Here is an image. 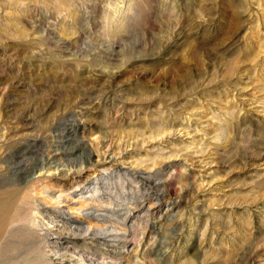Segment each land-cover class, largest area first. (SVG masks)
I'll return each instance as SVG.
<instances>
[{"label": "rangeland", "instance_id": "374dc122", "mask_svg": "<svg viewBox=\"0 0 264 264\" xmlns=\"http://www.w3.org/2000/svg\"><path fill=\"white\" fill-rule=\"evenodd\" d=\"M178 121L193 139L124 161L56 153ZM3 130L0 194L18 223L0 264H37L30 213L100 261L264 264V0H0ZM42 155L69 175L20 192L13 170Z\"/></svg>", "mask_w": 264, "mask_h": 264}, {"label": "bare ground", "instance_id": "6f19581e", "mask_svg": "<svg viewBox=\"0 0 264 264\" xmlns=\"http://www.w3.org/2000/svg\"><path fill=\"white\" fill-rule=\"evenodd\" d=\"M60 7H62V6H60ZM60 7H59V9H60ZM181 121L180 122L178 121V123L176 124V127L174 129L168 130V131L158 132L154 136H148V137H142V138L120 137V138H116V139L114 137H113L114 139L113 138H104V137H103L104 138L103 139V138H99L97 136H92V137H89L87 139V141H85V142H83V141L77 142L75 145H73L72 147L68 148L67 150L66 149H63V150H60V151L56 150L57 151L56 153H60V154L64 155L66 153H79V154H81L83 152L86 161H89V162L94 161L96 163L97 162L98 163L99 162H105L106 160H112V159L123 160L124 161L125 159H127L130 156V154L132 152H134L133 150L137 146L142 148V147H148V146L152 145L153 143H158V144L162 145V144H168L171 140H177L179 142H183V141H185L187 139H191L192 138V135L190 134L191 132L188 131V127H189L188 123H189V121H185V122H181ZM9 128L11 130V127H9ZM7 135H8V131L7 130H3L2 132H0V148H2L1 147L2 142L6 139ZM195 140H194V142H195ZM56 142H58V140H56ZM190 143H191V141H190ZM10 145L11 144H9V146ZM188 147H190V146H188ZM8 151H10V150H8ZM8 151H6V152H8ZM24 152H25V150H24ZM15 156H17V155H15ZM38 156H40V155H38ZM194 157H196V156H194ZM52 159H53V157L49 158V157H44L42 155L40 158H37L36 160L33 159V162H31V163H33L32 165L25 166V167H22V168H15L13 170V172L16 175V185H18L17 187H19V190L26 188L29 184L31 185L34 182V180L36 178V177H34L35 173L38 174L37 177L45 174L46 172H48V174H56V175H59V176H62V177L69 175L70 169L68 167L59 166V165L52 166V163H53V161H51ZM203 161H205V160H203ZM26 163H28V162H26ZM52 167H53V169H52ZM204 168H202V169H204ZM6 169H7V167H6ZM40 169H43V171H41ZM11 172H12V170H11ZM7 189H8V187H7ZM24 190H20V192H22ZM10 193L11 192H7L6 191L5 193H1L0 194V237L6 231H9L11 229V227L13 226V224H17L18 223V220H13L10 217V213H9L10 205H11V201H13L12 198H11L12 194L10 195ZM21 198H24V196H22ZM22 202H24V201H22ZM14 206L15 205H13V207ZM43 219L44 218H39L36 214L34 215V214L30 213L27 216H25L24 219L22 220L23 224L21 223L22 225L26 226L25 231L27 233L26 234L27 236L30 235V236H36V238L38 237V239L40 238V240H38L36 242V246H37L38 250L36 251L37 253L34 256V261H36L37 264H114L113 261L109 262L110 260L109 261H104V260L100 261V260H97L96 258H93V257H90V256L87 257V255L85 253H82L79 250L70 252L69 249L67 248V246L66 247L62 246L63 244L60 243L59 240L49 238L51 234L52 235L53 234L57 235L59 232L57 231L58 230L57 229V230L53 231L52 233H50L53 228L52 229L49 228L47 226V224L44 223ZM50 222H53L54 226H57L56 222L54 220H51V218L48 219L47 223H50ZM45 226H47V227L45 228ZM40 231L43 232L42 234L44 236L39 234ZM78 231H79V229H78ZM77 233H79V232H77Z\"/></svg>", "mask_w": 264, "mask_h": 264}]
</instances>
